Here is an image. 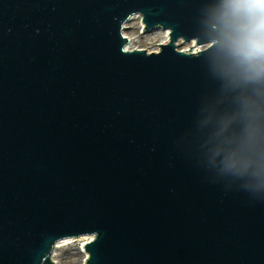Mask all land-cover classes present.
<instances>
[{
	"label": "water",
	"instance_id": "obj_1",
	"mask_svg": "<svg viewBox=\"0 0 264 264\" xmlns=\"http://www.w3.org/2000/svg\"><path fill=\"white\" fill-rule=\"evenodd\" d=\"M203 4L0 0V264L83 236L82 264H264V199L208 175L187 134ZM135 16L168 42L128 49Z\"/></svg>",
	"mask_w": 264,
	"mask_h": 264
},
{
	"label": "clouds",
	"instance_id": "obj_2",
	"mask_svg": "<svg viewBox=\"0 0 264 264\" xmlns=\"http://www.w3.org/2000/svg\"><path fill=\"white\" fill-rule=\"evenodd\" d=\"M198 24L208 87L187 133L197 162L264 199V0H204Z\"/></svg>",
	"mask_w": 264,
	"mask_h": 264
},
{
	"label": "rangeland",
	"instance_id": "obj_3",
	"mask_svg": "<svg viewBox=\"0 0 264 264\" xmlns=\"http://www.w3.org/2000/svg\"><path fill=\"white\" fill-rule=\"evenodd\" d=\"M126 26L127 29L124 33L131 38L130 48H147L148 51H155L159 49L163 39L168 36L166 31L161 29L142 32L143 26H141V20L137 16L132 18ZM195 44L194 42L178 41L177 47L182 50H186L189 47H197L198 49L206 47V45L199 46ZM80 243H83V240L69 239L59 242L53 255L55 264H82L86 257V252L84 249L79 248Z\"/></svg>",
	"mask_w": 264,
	"mask_h": 264
},
{
	"label": "bare ground",
	"instance_id": "obj_4",
	"mask_svg": "<svg viewBox=\"0 0 264 264\" xmlns=\"http://www.w3.org/2000/svg\"><path fill=\"white\" fill-rule=\"evenodd\" d=\"M167 40H168V37L164 38L163 42H166ZM193 49H194V51L199 50L197 47H193ZM90 239H92L91 236L79 238V240H83V243H86V241H88ZM83 243H80V246H79L80 249H83Z\"/></svg>",
	"mask_w": 264,
	"mask_h": 264
}]
</instances>
